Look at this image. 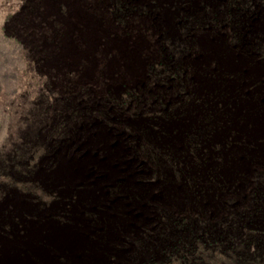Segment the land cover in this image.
I'll return each instance as SVG.
<instances>
[{"label":"rangeland","instance_id":"374dc122","mask_svg":"<svg viewBox=\"0 0 264 264\" xmlns=\"http://www.w3.org/2000/svg\"><path fill=\"white\" fill-rule=\"evenodd\" d=\"M130 2L143 7L144 13L131 11L118 18L113 14L111 0H0V198L3 200L0 209L5 205L10 214L20 217V220L17 218L19 223L6 224L9 232L15 235L0 236V259L10 256L18 261H36L38 254L46 251L53 264H69L67 248L56 249L49 242V236L56 231H73L80 232L83 237L84 243L77 252L81 258L85 254L88 257L98 255L95 264H126L129 246L108 250L109 245L118 242L117 236L109 240L106 236L102 238L97 231L103 223L91 224L83 215V205L93 208L101 200L100 204L106 202L111 208L124 206L123 201L99 191L104 182L109 183L116 177H106L109 170L100 164L95 153L101 150L109 154L111 134L97 121L85 119L77 124L69 142L53 148L44 140L39 110L44 105L57 107L61 99L79 92L82 87L88 86L89 94L95 99L103 97L108 90L113 94L119 92L122 85L137 86L145 81L147 68L158 55L161 29L170 38L177 39L180 14L186 11V6L181 7L179 0ZM152 5L158 8L152 10ZM191 7H194V0ZM263 23H254L255 29L262 33ZM192 36L195 55L190 56L188 62L193 67L204 64L208 69L219 67L244 76L264 77V58L243 56L225 38L205 31L192 32ZM205 73L203 77L192 73L198 90L210 88L212 84ZM228 84L229 88L235 86L232 82ZM262 90L244 95L236 110L243 115L239 130L249 138L262 140L255 145L254 152L264 157ZM187 111L192 120L195 108L190 105ZM137 124L129 120L125 126L135 129ZM168 129L175 131V136L168 140L179 144L183 122H173ZM25 140H32L35 146L29 163L36 167L29 176L18 173L14 165L6 166L13 148ZM120 150L119 156L125 162L128 152L122 147ZM243 153L238 149L230 154L231 166L247 171L251 167ZM48 163L52 165L49 171L43 167ZM80 163H85L83 171L73 176H70L73 171L64 173V168L72 169ZM59 168L62 174L70 177L59 175ZM30 182H35V187L26 189ZM133 182L131 178L124 179L125 185ZM76 185L81 188L75 190ZM134 188L145 200L158 197L163 206L175 209L181 205L182 193L176 185H159L150 179L147 185ZM72 194L76 202L68 207L54 199ZM33 199L44 205L33 204L30 202ZM117 202L123 206H114ZM49 213L56 214L62 221L48 219ZM108 214V210L98 212L100 217ZM23 216H30V219ZM53 239L58 244L68 245L72 240L64 235H59L60 242L57 237ZM101 245L104 249L99 251ZM227 258V253L214 249L208 260L210 264H219ZM176 260L172 258L171 264ZM12 261L6 259L0 264H14Z\"/></svg>","mask_w":264,"mask_h":264},{"label":"trees","instance_id":"16d2710c","mask_svg":"<svg viewBox=\"0 0 264 264\" xmlns=\"http://www.w3.org/2000/svg\"><path fill=\"white\" fill-rule=\"evenodd\" d=\"M191 1L177 4L186 6L177 39L161 29L158 55L149 64L145 81L122 85L120 95L107 92L99 100L121 113L128 107V115L144 120V126L127 130L130 137L125 145L140 165L150 169L154 181L175 184L182 193L178 209L156 206V218L148 228H142L138 236H122V244L132 246L134 254L126 264H171L172 258L177 259L175 264H210L214 249L228 255L219 264L264 263V157L254 152L262 140L239 130L243 115L236 110L244 95L260 88L264 94V77L208 69L204 64L193 67L188 62L195 55L192 32L198 31L225 38L243 56L264 58V33L254 27L256 21L264 22V0H194V7ZM111 6L118 18L145 11L130 0H111ZM157 8L152 5V10ZM193 72L202 77L206 72L212 87L198 90ZM231 82L233 88L227 86ZM95 103L86 86L61 99L57 107L42 106L40 128L45 142L53 148L69 142L77 124L88 117L104 119L112 126L106 107L97 112ZM190 105L195 108L192 120L187 111ZM176 121L183 122L179 144L166 140L165 128ZM34 149L32 140L23 141L13 148L6 166L33 174L36 166L29 159ZM238 149L246 153L251 169L231 166L230 154ZM43 167L49 171L52 165ZM35 185L30 182L26 189ZM80 188L76 185L75 190ZM116 189L109 187V192ZM54 199L65 207L76 202L75 194Z\"/></svg>","mask_w":264,"mask_h":264},{"label":"flooded vegetation","instance_id":"af4514ba","mask_svg":"<svg viewBox=\"0 0 264 264\" xmlns=\"http://www.w3.org/2000/svg\"><path fill=\"white\" fill-rule=\"evenodd\" d=\"M112 93V91L108 90L105 92L106 93ZM122 92H124V87L120 88V91L117 93H113L115 95H120ZM103 97L101 98H95L92 97V100H94L96 103L94 105V109L99 112V111H103L104 107H106V109L108 110V118H106L107 120H111V124L113 126H110L106 123V121H104V119H100V118H93V117H88L87 119H93L95 121H97L98 124L103 125L104 127H107V131H109V133L111 134V139H112V144L109 145L110 150H108L109 154H105V152H102L101 150H97L95 151L96 156L99 158L98 160L100 161V164L104 167L107 168V170H109L107 172L106 177H110V176H116L115 179L109 183L104 182L102 184V186L100 187L101 192H103L107 197H115L118 198L117 200L119 201H123V205L118 203L115 204L114 206L116 207H122L123 208H111V206L108 205V203H102L99 201L97 204L94 205L93 208L87 206V205H83V215L85 217H87L88 222H90L91 224H97V223H103V226H101V228L98 229V234H102V236H106V239L109 240L111 238H115L117 236L118 242L113 243L111 245H109L108 250H115V249H122L124 248V246H129V245H123L122 244V236L125 234H134V235H139V231H141L142 228H148V226L154 221V219L156 218V213H157V209L155 208L156 206H163V204L159 203V199L158 197L154 200H145L142 195L138 194L136 189L134 188L135 185L138 186H144L147 185V183L149 182V180L151 179V181H154V178L152 177V173L150 171V169H147L146 167L142 166L139 164V162H137L136 159H134V157L132 156L131 150L129 149V147L127 145H125V140L128 139V137H130V135H128V131L127 130H132L131 128H127L125 125L127 123V121H136L138 122L137 127H142L144 126V120L141 117H131L128 112L129 108L127 107L125 113H121L118 112L114 109L113 106H103V102H100L99 100H102ZM105 111V110H104ZM114 125H118L123 127L124 129H115ZM134 130V129H133ZM166 132L168 133L166 135V140L169 141L170 139H172L171 137L175 136V133H173L172 131H170V129H168V127L165 128ZM123 131V132H122ZM171 132V133H170ZM169 139V140H168ZM123 149H125L128 152L129 158L126 157L125 162L123 161V157H121V155L119 156L120 153V149L121 147ZM120 147V148H119ZM102 160H101V159ZM136 162V163H135ZM136 166H135V164ZM85 164V163H84ZM84 164L80 163V164H76L75 167H72V171L73 175L78 174L79 171H83L85 166ZM134 165V166H132ZM59 171V175L62 174L61 168L58 169ZM77 172V173H76ZM20 173V172H18ZM133 173V174H132ZM21 174V173H20ZM121 174H125V177ZM24 175V174H23ZM65 175V174H62ZM120 175V176H119ZM66 177H70L69 175H65ZM100 176V174H99ZM149 176V178H148ZM132 179L134 182L129 184V185H125L126 183H124V179L129 180ZM156 184L159 185H175L172 183H160L157 181H154ZM177 186V185H176ZM109 187H116V191L115 193H110L109 192ZM178 187V186H177ZM179 188V187H178ZM94 192V190H93ZM98 192V191H97ZM96 194V193H95ZM98 194V193H97ZM25 196H29L27 194H24ZM98 196V195H97ZM30 201V200H29ZM3 202V200L0 198V204ZM30 202H32L35 205H44V202L42 203L41 201L38 200H31ZM90 205V204H89ZM5 206V205H4ZM4 206L0 209V236L1 237H8L9 235H15L12 232H9L8 228L6 227V224H15V223H19V221L17 220V218L19 219L20 217H17L15 215H12L9 213L8 209H6V207L4 208ZM92 206V205H91ZM107 206V208L105 209V207ZM104 207V208H103ZM111 209H113V214H110ZM103 211V213L107 210L109 211L108 215H105L104 217H100L98 215L99 211ZM88 213H90L91 215H89ZM62 216V214H59ZM55 214H51L49 213L46 217L50 220L56 219L58 221H62L60 218H58L59 216H57ZM5 217V219H4ZM25 219H30V216H23ZM56 217V218H55ZM9 218V219H8ZM111 218V219H110ZM37 221H39L37 218H34ZM20 220V219H19ZM110 223V224H109ZM109 224V225H107ZM102 229V230H101ZM34 233V230H33ZM59 235H64L65 238H68V236L72 239L71 240V245L68 244H62V243H57L54 242L53 238L57 237V241H59L58 237ZM103 238V237H102ZM77 241V243H76ZM49 242H51V244L53 246L56 247V249H61V248H67L69 255H68V263L69 264H95V262H97V258L98 255L96 253L97 256H90L89 257L85 254L84 257H80L79 254H77L78 250L80 247H82V244L84 243L83 241V237L80 234V232H73V231H56V232H52L49 236ZM60 242V241H59ZM99 251L103 250L104 248L101 246L98 247ZM127 252H129V255H134L131 254L133 252L132 246H129V250H127ZM99 254L101 252H98ZM110 257V255H108V258ZM99 258V257H98ZM128 258V257H127ZM6 259H11L12 262H14V264H53L52 263V259L51 256L49 254H47L46 251H43L42 253L38 254L37 260L36 261H30V260H24V261H18L15 260L13 258H11L10 256H3L0 261L2 262L3 260Z\"/></svg>","mask_w":264,"mask_h":264},{"label":"bare ground","instance_id":"6f19581e","mask_svg":"<svg viewBox=\"0 0 264 264\" xmlns=\"http://www.w3.org/2000/svg\"><path fill=\"white\" fill-rule=\"evenodd\" d=\"M133 67H134V66H133ZM63 171H64V173H68L69 171L71 172L72 169H71V168L69 169V168L67 167V168H64ZM60 239H61V238H60ZM9 260H10V259H9Z\"/></svg>","mask_w":264,"mask_h":264}]
</instances>
